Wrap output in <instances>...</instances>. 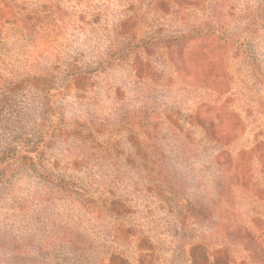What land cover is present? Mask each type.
Segmentation results:
<instances>
[{
  "label": "rangeland",
  "instance_id": "rangeland-1",
  "mask_svg": "<svg viewBox=\"0 0 264 264\" xmlns=\"http://www.w3.org/2000/svg\"><path fill=\"white\" fill-rule=\"evenodd\" d=\"M264 264V0H0V264Z\"/></svg>",
  "mask_w": 264,
  "mask_h": 264
},
{
  "label": "trees",
  "instance_id": "trees-1",
  "mask_svg": "<svg viewBox=\"0 0 264 264\" xmlns=\"http://www.w3.org/2000/svg\"><path fill=\"white\" fill-rule=\"evenodd\" d=\"M115 264H118V263H115ZM121 264H125V263H121Z\"/></svg>",
  "mask_w": 264,
  "mask_h": 264
}]
</instances>
